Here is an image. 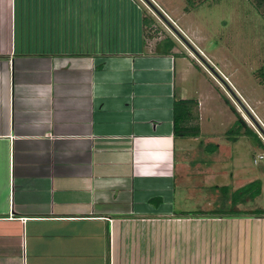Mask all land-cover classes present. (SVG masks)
<instances>
[{
  "label": "crops",
  "instance_id": "0c3cea01",
  "mask_svg": "<svg viewBox=\"0 0 264 264\" xmlns=\"http://www.w3.org/2000/svg\"><path fill=\"white\" fill-rule=\"evenodd\" d=\"M34 1L0 0V264H142L161 228L230 217H188L234 155L203 137L217 107L188 85L193 57L148 33L155 4ZM180 99L197 103L180 123L197 136L177 132Z\"/></svg>",
  "mask_w": 264,
  "mask_h": 264
},
{
  "label": "rangeland",
  "instance_id": "374dc122",
  "mask_svg": "<svg viewBox=\"0 0 264 264\" xmlns=\"http://www.w3.org/2000/svg\"><path fill=\"white\" fill-rule=\"evenodd\" d=\"M151 1L165 20L156 16L154 21L157 22L148 29V33L155 38H173L179 53H189L193 57V61L188 59V63L200 74L193 72L188 85L192 91L197 87L211 90L215 94L213 104L217 107L205 108L210 120L204 119L203 137L213 138L209 144L226 146L227 155H234V162L231 161L230 166L218 174L220 177L201 180L208 192L207 201L202 193L188 196L187 200L188 217L214 214L230 217H224V222L190 218L184 224L175 222V227L170 225L169 233L168 227L161 228L158 236L148 240L144 238L143 248L155 244V251L149 250L151 256L148 258L145 250H140L139 261L142 264H264V240L261 238L264 226L257 224V220L264 219V158L254 162L255 156L258 159L264 155V134L248 115L264 130V79L259 74L264 67V4L258 0ZM66 3L69 8L71 0H66ZM142 3L141 0H120L116 6L122 5L127 13H135L136 6L147 11ZM32 4L36 6L34 0ZM25 11L29 12L26 7ZM126 24L130 26L132 22L127 20ZM230 105L256 135L244 133L243 129L239 134L227 135V130L236 120ZM196 119H191L189 124L198 125ZM209 144L205 147L209 148ZM255 180L261 185L259 195L244 203L237 201L232 204V189ZM213 184L227 187L224 191L216 190ZM179 206V210L184 209L183 204ZM231 214L245 216L230 219L233 217Z\"/></svg>",
  "mask_w": 264,
  "mask_h": 264
},
{
  "label": "trees",
  "instance_id": "16d2710c",
  "mask_svg": "<svg viewBox=\"0 0 264 264\" xmlns=\"http://www.w3.org/2000/svg\"><path fill=\"white\" fill-rule=\"evenodd\" d=\"M188 2L192 3L191 0H189ZM258 3L264 4V0H258ZM169 44L171 47L174 45L172 41L169 42ZM259 74L264 79V67L260 69ZM230 108L236 115V120L234 122V125L231 128H229V130H227V135H230L234 132L235 133L237 132L239 134L240 129H243L244 133H252L256 135L249 127V125H247V123L242 119V117L234 108V106L230 105ZM196 113H197V103L192 99H188V100L180 99L175 102L174 115H175V124L178 134H181L183 136L184 135L197 136L199 134L198 127H188V129H185L183 128V126H180L182 120H184L187 117L189 119L190 116L195 115ZM210 146L216 147V145H210ZM223 190H225V188H223ZM260 192H261V185L258 180L249 182L234 191V195L231 198V202L232 204H235L237 201L246 202L248 199H254L257 195H259ZM247 195H248L247 198H243Z\"/></svg>",
  "mask_w": 264,
  "mask_h": 264
},
{
  "label": "water",
  "instance_id": "95a60500",
  "mask_svg": "<svg viewBox=\"0 0 264 264\" xmlns=\"http://www.w3.org/2000/svg\"><path fill=\"white\" fill-rule=\"evenodd\" d=\"M174 29V28H173ZM178 34V33H177ZM179 37H181L180 35H179ZM182 38V37H181ZM186 43V42H185ZM210 70L211 71H214V69L212 68V67H210ZM228 87V86H227ZM229 89H230V87H228ZM230 91H231V89H230ZM231 93L233 94V96L236 98V101L239 103V104H241V106H242V108L243 109H245V111H246V108L244 107V105L240 102V99L233 93V91H231ZM248 113V112H247ZM249 116H250V118L253 120V122H254V124L262 131V133L264 134V130H262L261 128H260V126L258 125V123L256 122V120H254L253 118H252V116L250 115V114H248Z\"/></svg>",
  "mask_w": 264,
  "mask_h": 264
},
{
  "label": "built area",
  "instance_id": "2783aa9c",
  "mask_svg": "<svg viewBox=\"0 0 264 264\" xmlns=\"http://www.w3.org/2000/svg\"><path fill=\"white\" fill-rule=\"evenodd\" d=\"M262 158H264V155H260V156L258 157V159H257V156H255V158H254V162H255V163H258L259 159H262Z\"/></svg>",
  "mask_w": 264,
  "mask_h": 264
}]
</instances>
